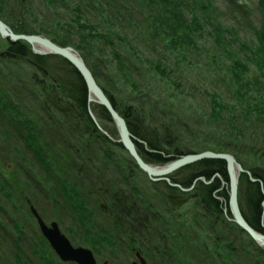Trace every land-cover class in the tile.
<instances>
[{
    "label": "trees",
    "instance_id": "16d2710c",
    "mask_svg": "<svg viewBox=\"0 0 264 264\" xmlns=\"http://www.w3.org/2000/svg\"><path fill=\"white\" fill-rule=\"evenodd\" d=\"M88 1L94 5L95 9H92L96 14L106 15L109 20L113 17L131 16L133 9L145 17L150 12L151 17L148 16L146 19L150 21L152 18L153 26L161 23L166 27L154 34L148 33L150 40L157 35V41H162L167 34L165 29L173 27L170 25L172 16L168 12L170 7L177 5L183 12L187 8L190 11L198 8L197 0H125V3L118 0ZM205 1L211 9L205 11V6H202L205 12L202 16L207 17V23L211 24L210 19L215 9L214 0ZM256 1L263 2L264 0H251V3ZM159 5L161 10L155 15L152 8ZM249 10L251 11V7ZM176 16L180 17L178 14ZM13 29L19 34H34L16 29L15 26ZM84 38L86 41L87 38L94 37L88 34ZM57 39L63 43L61 44L63 47L68 46L62 38ZM118 39L121 40L119 36ZM142 39L144 38L140 40ZM146 40L149 41V39ZM80 47L87 65L93 69L90 67L91 52L88 44ZM92 48L96 52L100 50L95 44ZM129 48L134 47L129 46ZM140 50L142 51V47ZM20 59L27 64V67L23 68L20 73L24 80L20 74L14 80V75L10 73V70H14V64ZM118 60L116 61L118 74L125 80H129L130 86L133 81L126 76L129 70L137 79L143 80L152 75V68L147 66L151 64L148 58L145 61L131 54L127 58H118ZM0 61L6 65L8 90L6 98H3L6 115L8 110L13 112L20 110L19 105L22 98L25 102H31L36 108L37 115L40 116V125L44 122L50 127L49 131L52 129L58 136L55 140L49 133H45L48 143L45 139L43 143L41 129L38 131L34 128V133L26 132L18 120L11 121V125L9 119H6V123L3 120L0 124V144H2L1 137H6V146L12 148L14 153H7L6 157L3 151H0V160L10 164L12 163L11 156L15 155V163L12 164L17 167V174L20 173L26 178L28 184L25 183V185L27 188L31 187L32 192H37L36 190L41 187L40 184H43L51 195L55 196L57 189L64 184L67 192L74 199L83 193L88 195L91 201L88 207L83 208L88 217H86L85 226L87 227L85 229L88 233L96 231L93 218H97L98 213L110 226L108 232L98 229L100 239L91 244L92 249L97 248L100 252L106 249L107 256L116 259V262L125 260L127 264H132L130 262L136 252L141 253L149 264H161L160 258L170 256L171 260L178 264H264V250L256 247L224 213L225 205L220 198L228 201L229 192L221 189L219 178H216L210 185L198 181L190 193H184L163 182V189L167 190L163 191L158 187L161 186L160 182H152L149 179H146L144 183L140 182V176L144 173L129 156L127 162H122L118 160V157L109 154L110 144L115 146L116 143L103 134L92 121L88 112L90 104L86 84L71 64L55 56L35 55L25 42L12 44L9 41L6 43V48L0 51ZM103 62L113 67L108 60L104 59ZM238 67H240L239 63L235 67H229L232 77L228 79L230 85L240 83ZM243 68L245 67L242 66ZM92 72L96 76V71L92 70ZM136 72L140 76H136ZM0 79H3L1 71ZM115 83L117 84L116 81ZM110 89V95L107 94V96L115 109L126 118L132 135L139 139L136 145L147 163L164 165L187 154L212 150L233 155L244 169H248L249 164L241 161L240 156L238 158L235 156L241 155L239 151H243V148L245 150L246 145L252 148L251 145L246 144L243 133L237 132V139L226 140L223 136V133L229 132H224V127L231 126V123L221 121L219 113L221 112L224 118L229 119L231 116L227 113L232 108L213 104L210 108L212 114L209 115L208 111L194 110L185 105L183 103L185 100L180 104H175L168 102L166 96L161 98V101L158 98L147 97L138 89V86H133L137 93L125 97L124 100L128 105H123L122 99L118 100L114 97V87ZM166 91L167 95H174L171 90ZM155 101H157L156 105ZM162 103L168 108H165ZM240 105L249 109L248 115L251 118L252 115L257 118L264 117V108H259V104L255 101L242 100ZM261 105L264 106V99ZM93 111L102 124L103 130L109 134L108 127L104 125L107 121H112L109 113L100 105H96ZM31 123L34 124L35 121L32 120ZM135 123L136 126H134ZM152 124H157L161 128L152 130ZM251 124L262 126L263 118L260 122L252 119ZM5 126L6 133L3 132ZM18 138H20L19 147L14 144V140ZM261 140L262 137L258 136L257 141ZM253 143L256 148L262 150L256 141ZM117 146L124 150L121 144ZM99 148L101 149L100 157L91 158L87 153L88 151L96 156L95 151ZM12 164L10 170H12ZM113 168L118 172L123 188L118 187L116 181L109 175ZM103 173L110 177L106 181L107 184L103 176L100 177ZM8 174L11 175L12 172L9 171ZM79 174L90 180L89 188L85 185L83 178L79 180ZM215 174L221 175L228 183L226 163L218 160L197 162L181 169L175 177L171 175L170 178L173 183L187 189L192 187L198 178L203 177L210 181ZM4 180L0 176V182ZM10 183H15L14 179L11 178ZM103 183L107 185L106 188L102 185ZM261 186L260 183L251 182L246 174L240 178V197L245 202L242 206L243 214L253 228L264 232L262 227L264 190ZM105 197H107L106 200H104ZM173 197L180 199L177 205H173ZM39 213L41 214L40 211ZM228 214L231 216L229 210ZM29 219L32 220V217ZM5 227L6 225L2 227V230ZM202 233H207L210 243ZM40 239L45 245L47 244L41 236ZM221 240H225L222 246ZM23 250L19 249L18 252L21 253Z\"/></svg>",
    "mask_w": 264,
    "mask_h": 264
},
{
    "label": "rangeland",
    "instance_id": "374dc122",
    "mask_svg": "<svg viewBox=\"0 0 264 264\" xmlns=\"http://www.w3.org/2000/svg\"><path fill=\"white\" fill-rule=\"evenodd\" d=\"M118 1L126 2L125 0ZM197 1L198 8L193 11L187 8L183 12L177 5L169 8L168 12L172 16L170 25H173V27L165 29L167 34L162 38V41H157V35L152 37V40L148 37V33L154 34L156 31L159 32L160 29L166 28L161 23L153 26L152 18L150 21L146 19L148 16L151 17L150 12L145 17L133 9L131 16L113 17L109 20L106 15L96 14L93 10L95 9L94 5L88 0H0V20L8 24L13 31L15 26L16 29H22L28 33H34L53 42L55 41L54 43L60 46L63 43L57 38H62L63 41L68 43L66 47L74 48L82 57L80 46L88 44L91 52L89 56L90 67H93L91 71H96L95 78L97 77L96 80L99 86L106 95H110V87H114V97L118 100L122 99L123 105L127 104L124 100L125 97L137 93L133 86H138V89L147 97L158 98L161 101V98L166 96L168 102L175 104H180L185 100L183 102L185 105L194 110L208 111L209 115L212 114L210 108L213 104L232 108L227 113L232 118L226 119L221 112L219 113L221 121L231 123V126L226 125L224 127V132L229 131L223 133L224 138L226 140L237 139L236 133L241 131L246 144L251 145L252 148L246 145L245 150L243 148V151H239L241 155L235 156L237 158L240 156L241 161L249 164L248 169H245L246 171L251 172L258 167L264 168V117L257 118V116L252 115L251 118L248 115L249 109L240 105L242 100H253L259 104V108H264L261 105L264 99V8H260L255 3L252 4L251 0H214L213 7L215 9L210 24L207 23L208 18L202 16V13H205L202 6H205V11H208L211 7L205 0ZM97 5L99 4L97 3ZM166 6L168 7V5ZM250 7L251 11L249 10ZM152 9L153 13L157 15L158 11L161 10V6H154ZM181 13L183 14L181 15ZM132 21L134 22L132 23ZM165 24L167 25L166 22ZM161 26L162 28H160ZM88 34L94 38H87L85 41L84 37H87ZM258 34L259 36H257ZM118 36L121 40L118 39ZM141 38L144 39L140 40ZM146 39H149V41ZM7 42L0 36V51L6 48ZM94 44L100 49L99 51L96 52L92 48ZM128 45L134 48H129ZM140 47H142V51ZM131 54L145 61L148 58L151 64L147 66L153 69H151V77L143 80L141 78L137 79L129 70L126 76L133 81L132 86H130L129 80L119 76L116 62L119 61L118 58H127ZM104 59L108 60L113 67L107 66L103 62ZM238 63L240 64L237 71L240 83L237 82L238 86L230 85L228 79L232 77L229 67H235ZM242 66L245 68L242 69ZM26 67L27 64L23 59L18 60L14 64V70H10V73L14 75L13 79L16 80L22 69ZM0 71L3 73V79H0V124L3 120L6 123V119H9L10 125L11 121L18 120V123L22 125V129H26V132L34 133V128L38 131L41 129L43 143H45L44 139L48 143L45 133H49L57 140V134L52 129L49 131L50 127L46 126L44 122L40 125V116L38 117L36 108L29 101L25 102L21 98L20 110L15 112L8 110L6 115V105L3 102L8 90L6 87V65L1 61ZM135 75L140 76L137 72ZM21 78L24 80L23 75H21ZM168 89L174 95H167L166 90ZM162 104L165 108H168L166 104ZM96 105L90 103L91 107L88 108L92 121L95 118L103 134H107L108 138L116 143L115 146L110 144L109 154L118 157L119 161L127 162L129 155L126 153L125 148H123L124 151L117 146V144H121L119 143L121 137L116 124L111 118V122L103 123L108 127L109 134L104 131L102 124L93 111ZM120 116L124 118L121 114ZM262 118V126L251 124L252 119L260 122ZM124 119L129 128L126 118ZM148 119L150 120V118ZM32 120L35 121L34 124L31 123ZM134 126H136V123ZM160 128L157 124H152L151 127L152 130ZM3 132L6 133V126L3 128ZM258 136L262 137L259 142L257 141ZM1 139L0 151H3V155L7 157V153H14L12 148L6 146V137L2 136ZM134 139L139 142L136 137ZM15 140V146L19 147L20 138ZM254 141L262 147V150L255 147ZM144 149L146 150V148ZM100 150L99 148L95 151L96 156L88 151L87 153L91 158H97L100 157ZM10 159L14 164L15 155L11 156ZM12 163L8 164V162L0 160V176L5 179L2 183L0 182V243L2 245H0V264H70L61 262L57 253L52 248L49 249L40 239L39 226L34 216L31 215L30 211L29 213L27 211L31 205L41 212L48 224L58 222L61 232L75 247H85L91 250L97 264L128 263L125 260L116 262V259L107 256L106 249L100 252L97 248H91V244L100 239L98 229H104L105 232H108L110 226L98 213V217L93 218L96 223V231L88 233L85 229L87 227L85 226L87 216L85 214L86 210H83V208L88 207L87 205L91 201L88 195L83 193L79 196L80 198L76 197L74 199L67 192L68 190L64 184L61 185L60 189H57L55 196H52L43 184H40L41 187L36 190L37 192H32L33 189L31 187L27 188L25 185V183L28 184L26 178L20 173L17 174V167ZM11 164L13 165L12 170L9 169ZM150 164L158 167L167 165ZM9 171L12 172L11 175L8 174ZM179 171L173 173V177ZM109 175L116 181L118 187H122L118 172L114 168ZM101 176H103L105 183L107 179H110L105 173ZM140 177L142 183L148 179L145 174H141ZM11 178L14 179L15 183H10ZM81 178L89 188L88 182L90 180L79 174V180ZM254 179L256 178L254 177ZM105 183L102 184L104 188L107 186V183ZM162 183L160 182L161 186H158L161 189H163ZM104 188H102L103 191L107 193ZM261 188L264 190V184ZM118 189L121 190V188ZM163 191L167 190L163 189ZM240 196L239 194V202L241 209H243L242 206L245 205V202ZM179 201L178 197H173V205H177ZM92 211L95 212V210ZM30 217H32V220L29 219ZM4 225L6 227L2 230ZM262 227L264 229L263 223ZM202 235L210 243L207 233H202ZM222 242H225V240L220 241L221 246ZM19 249L24 250L19 253ZM169 258H160L159 262L161 264H178L171 260V256ZM179 260H182L181 257ZM133 261L132 259L130 263Z\"/></svg>",
    "mask_w": 264,
    "mask_h": 264
},
{
    "label": "water",
    "instance_id": "95a60500",
    "mask_svg": "<svg viewBox=\"0 0 264 264\" xmlns=\"http://www.w3.org/2000/svg\"><path fill=\"white\" fill-rule=\"evenodd\" d=\"M0 36L5 40H9L13 44L18 42H25L29 44L32 47L33 52L37 55L56 56L71 64L78 71L86 84L88 91V103L100 105L109 113L118 128L121 137L119 143L124 146L138 167L153 181L166 180L173 187H178L182 191L186 192L188 190H184L178 185L171 184L167 177L180 169L203 160H218L225 162L230 187L228 203L231 213L234 217V221L253 239L254 242L264 246V234H261L253 229L243 215L239 202L238 190L239 178L241 174H247L253 182H264L263 168L258 167L249 172L243 168V166L236 160L234 156L210 151L184 156L164 167H153L152 165H149L139 154L135 144V139L130 132L125 119L122 118L116 111L112 102L105 94L104 90L99 86L91 69L78 51L71 47H61L50 39L40 35L17 34L10 28L8 24L2 20H0ZM93 122L100 130H102L95 118H93ZM253 176L257 177L258 180H255ZM202 180L205 181V179ZM31 211L34 217L37 219L43 236L48 240L53 250L63 262H71L76 264H97V261L90 250L81 247L74 248L72 246L69 239L61 233L57 223H52L51 226H48L34 207H32ZM138 257L140 262L134 264H147L140 254H138Z\"/></svg>",
    "mask_w": 264,
    "mask_h": 264
}]
</instances>
